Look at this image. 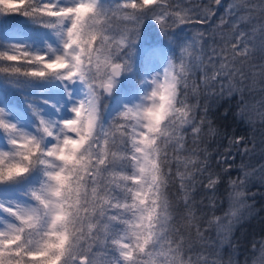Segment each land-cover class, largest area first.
Returning a JSON list of instances; mask_svg holds the SVG:
<instances>
[{"label":"snow or ice","instance_id":"snow-or-ice-1","mask_svg":"<svg viewBox=\"0 0 264 264\" xmlns=\"http://www.w3.org/2000/svg\"><path fill=\"white\" fill-rule=\"evenodd\" d=\"M19 3L24 7H13L12 0H0V11L23 14L50 28L63 26L64 50L51 58L34 55L23 50L21 45H13L10 50L0 52V60L9 65L0 67V72L35 78L56 75L61 80L81 82L86 91L84 98L72 108L74 118L62 122L63 135L55 136L57 142L47 148L44 140L54 136L52 123L37 112L42 133L38 137L6 121L4 110L0 109V128L8 135L11 146L10 151L0 150V184L23 178L38 165L46 166L45 182L31 193L37 202L35 206L16 204L5 208L0 205L16 219L15 223L7 222L0 227V264H97L94 244L107 246L118 253L109 264H221L220 260L209 262L202 255L194 261L187 254L192 249L187 247L184 233L170 224V221L176 223L173 213L177 220L187 219L184 212L192 215V200L183 183L180 190L185 195L181 203L174 206L169 199V182L177 175L183 180L189 173L172 171L166 146L172 141L180 145L188 128L195 141L202 134L205 123H208L210 134L218 135V130L205 118L196 120L193 115L196 106L179 99V86L184 83L187 88L186 74L194 66L181 60L178 68L175 61L170 60L163 73H158L151 81L154 87L147 97L151 103L126 106L120 113L129 121L134 114L136 117V124L130 125L131 132L129 125H120L123 128V155L117 157L112 152L107 133L101 137L97 132V129L104 132L105 128L100 109L104 93L111 94L118 78L131 71L129 60L121 57L123 42L126 40L128 46L135 44L144 18L157 15L155 7L146 6L161 5L157 0H131L130 4L114 6H105L101 0H75L65 6L44 0L40 4L26 0H19ZM214 3L220 5L221 0H214ZM238 6L229 5V12ZM244 7L251 11L257 6ZM258 7L264 14V0ZM117 11H124L129 18L135 19L136 26L130 36L127 30L120 33V46L112 50L106 33L108 22ZM210 15L214 13L207 9L199 22L204 23ZM174 16L171 24L159 22L165 33L191 21V17L179 12ZM247 18L241 16L239 20ZM221 23H224L223 17ZM235 27L238 28V24ZM259 32L261 50L264 51V23ZM246 35L235 31L234 38L226 37L221 53L227 49L233 59L247 58L251 54L248 44L255 37L248 35L246 41ZM18 50H22V55L16 54ZM118 58L123 62H118ZM20 63L32 67L23 69L18 66ZM260 67L264 75V64ZM225 68L222 63L212 79L221 74L228 75ZM98 79L101 80L99 85L96 84ZM191 153L197 155L195 150ZM185 163L193 162L189 158ZM194 168L202 175L207 173L205 187L214 190L220 174L212 172L206 161H199ZM248 177L249 173L245 172L243 178L229 182L232 192L229 193L230 209L226 217L236 218L237 207L247 206L244 189ZM206 222L218 230L230 232L233 219H227L225 223V217L213 215ZM196 231L201 239H205L199 227ZM257 252L253 264H264V240L259 242Z\"/></svg>","mask_w":264,"mask_h":264},{"label":"trees","instance_id":"trees-1","mask_svg":"<svg viewBox=\"0 0 264 264\" xmlns=\"http://www.w3.org/2000/svg\"><path fill=\"white\" fill-rule=\"evenodd\" d=\"M222 1L223 4L216 5L214 0H157L160 7L146 6L155 7L157 15L144 18L135 44L128 46L126 40L123 42L121 57L129 60L131 71L123 73L118 82L123 89L140 85L144 67L140 51L144 46L162 44L178 68L181 60L194 66L192 71L186 74L187 88L184 83L179 86V99L188 105L196 106L193 111L196 120L205 118L218 130V135L210 134L208 123H205L202 125V134L198 135L195 141L191 129L188 128L189 132L184 133V140L180 145L172 141L166 146L172 171L189 173L183 180L177 175L169 182V199L174 206L178 205L186 192L192 200V215L184 212L183 216L187 219L177 220L176 214L173 213L176 223L170 221V224L184 233L183 239L187 247L192 249L187 254L194 261L202 255L207 257L209 262L220 260L221 264H253L254 258L259 254V242L264 240V75L261 74L260 67L264 64V58L261 56L264 53L257 52L249 43L251 54L247 58L233 59L230 50L226 49L222 54L221 49L225 48L226 37L234 38L235 31L247 32L254 26L252 24L256 19H263L264 14L258 16L255 9L249 11L244 7L250 6L248 2L242 4L239 0ZM101 3L114 6L118 3L130 4L131 0H101ZM236 4L239 7L232 9L233 13H230L229 5ZM207 9H211L214 15L207 16L205 22L200 23L199 20L205 16ZM176 12L191 17V21L179 24L165 33L159 22L171 24ZM160 13L164 15L161 17ZM240 14H247L248 18L238 22ZM221 17L224 18V23H221ZM108 23L109 31L106 34L110 37L111 49L116 50L121 42L120 33L127 30L130 36L136 22L124 11H117ZM237 24L238 28L235 27ZM57 29L47 27L44 22L20 13L5 14L0 11V52L7 50L8 39L14 31L42 35ZM213 49L216 50L215 53ZM118 62L123 61L118 58ZM222 63L226 65L225 72L228 75L221 74L212 79ZM8 66L7 62L0 60V67ZM18 66L23 69L32 67L23 63ZM57 79L59 76L56 75L35 78L0 72V89L3 90L7 101L30 111L36 107L44 88ZM100 83L101 80L98 79L96 84ZM99 91L103 92V89ZM110 102V95L104 93L100 102L101 122L105 121V133L111 150L119 157L123 155V128L120 125H129V122L121 116L106 120ZM128 130L131 132L130 126ZM97 132L99 133L98 129ZM5 135V131L0 128V136ZM130 146L129 139L128 147ZM191 150H195L197 155L192 156ZM189 158L193 163L186 164L185 161ZM199 161H206L212 172L220 174L219 183L214 190L205 187L207 173L202 175L195 170L194 164ZM45 167L38 165L27 176L0 184V191L12 190L32 197V191L45 182ZM128 171L131 172V168ZM245 172L249 173L244 189L247 206L237 207L236 218L226 217L230 209L229 193L232 192L229 182L238 177L243 178ZM182 183L186 186L185 192L180 190ZM213 215L225 217V223L227 219H233L231 231H221L214 225L209 226L206 221ZM197 227L201 229L205 239H201L197 234ZM93 251L96 253L97 264H109L112 257L118 255L107 246L95 244Z\"/></svg>","mask_w":264,"mask_h":264},{"label":"rangeland","instance_id":"rangeland-1","mask_svg":"<svg viewBox=\"0 0 264 264\" xmlns=\"http://www.w3.org/2000/svg\"><path fill=\"white\" fill-rule=\"evenodd\" d=\"M239 1L242 4L244 2H248L250 6L256 5V15H261L258 7L261 3V0ZM26 2L40 4L43 2V0H26ZM44 2H58L59 5L65 6L66 4L74 3L75 0H44ZM223 3L224 1L221 2V4ZM17 5H21L19 3V0H12V6L15 7ZM240 15L245 17L247 16V14ZM261 23H264V17L263 19H256L252 24L254 26H252L251 29H248L247 32L244 33L254 35L255 38L249 43L252 44L254 50L264 53V51L261 50V37L259 32ZM62 27L63 26L58 27L56 31L42 35H31L22 31H14L11 38L8 39L9 46L6 51L10 50L11 46L13 45H21L23 46V50L31 52L34 55H43L54 58L56 55L62 54L64 50V37L61 34ZM244 39L247 41L248 37L245 36ZM16 54L22 55V50H18ZM140 55L143 56L142 61L144 63L142 82L139 86L124 89L122 88L121 83L117 82L112 93H106L111 97V102L106 113V120L119 117L120 113L125 110L126 106L131 107L137 104H150L151 101L147 99V97L150 95L154 87L151 81L158 73L162 74L168 62L172 60L168 54L166 47L162 44L144 46L140 51ZM261 56L264 58V55ZM161 80H163V76H161ZM85 91V85H83L81 82L77 81L73 83L61 80L59 78L53 81V83H51L49 87L44 88L41 94V98L36 102V107H33L30 109V111H27L7 101L3 90L0 89V109L4 110V119L6 121L14 123L22 131L38 137L41 136L42 133L39 131L40 122L37 116V112L41 117L52 123L54 125L52 129L54 136L45 138L44 147L47 148L57 142L55 136L63 135L64 130L62 122L74 118L72 108L79 100L84 98ZM127 121L129 122V126L135 125V114L130 121ZM103 124H106L105 121L103 122ZM98 131L101 137H104L106 129L104 128V132H100V129H98ZM102 143L103 139L101 140V144ZM0 150H11V146L8 142V135L0 136ZM44 178L45 181L46 176ZM36 203L37 202L32 197L24 193L15 192L12 190H8L5 192L0 191V205H4L5 208H12L16 204H20L22 206H35ZM7 222L15 223L16 219L15 217L7 213L4 208H0V227H3V225Z\"/></svg>","mask_w":264,"mask_h":264},{"label":"water","instance_id":"water-1","mask_svg":"<svg viewBox=\"0 0 264 264\" xmlns=\"http://www.w3.org/2000/svg\"><path fill=\"white\" fill-rule=\"evenodd\" d=\"M120 77H121V76H120ZM120 77H119V78H120Z\"/></svg>","mask_w":264,"mask_h":264}]
</instances>
